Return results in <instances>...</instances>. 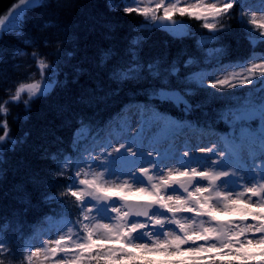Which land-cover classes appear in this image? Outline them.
Listing matches in <instances>:
<instances>
[{
  "label": "snow or ice",
  "instance_id": "obj_1",
  "mask_svg": "<svg viewBox=\"0 0 264 264\" xmlns=\"http://www.w3.org/2000/svg\"><path fill=\"white\" fill-rule=\"evenodd\" d=\"M238 4L241 23L252 26L245 31L253 51L249 57L227 66L217 59L211 71L181 76L176 60L167 67H162L161 59L148 63L141 60L144 38L138 36L130 42L127 67L115 69L109 78L118 85L140 84L141 91L136 94L145 95L147 102L125 105L121 111H132L136 119L125 116L103 138L97 134L88 147H77V160L73 161L68 154H45L56 162L55 175L63 176L66 169L75 168L66 194L79 203L80 216L65 221L62 228L55 229L54 238L35 246L23 258L27 264H264V161L251 167L250 176L247 169L241 173L231 163L241 160L242 151L255 157L258 149L264 155V52L255 50L258 45L264 46V0H260L258 8L241 0H195L183 4L180 0H156L154 5L145 6L138 0H123L122 8L115 0H109L108 7L112 11L122 10L125 15L137 13L150 18V23L174 39L189 34L174 16H188L204 21L203 27L212 30L211 39L218 41V33L227 30L224 26L218 28L220 19ZM37 6L62 5H49L47 0H18L0 18V29L16 35L25 45L33 44L30 36L25 38L23 23L25 13ZM206 44L207 41H200V45ZM209 52L223 53L224 49ZM25 54L19 51V55ZM66 55L71 58L73 53ZM112 55L111 51L102 53V67ZM32 56L46 81L44 86L19 85L8 100L0 101V115H8V105L22 103L23 118L27 120L35 100L47 97L56 86L66 85L67 73H63V81L55 78L59 75V60L46 64L37 53ZM196 63V59L188 58L184 67ZM228 68L239 71L220 75L227 73ZM74 72L76 82L83 70L76 67ZM149 78L159 81V86L150 83L144 87ZM244 86L252 88L241 98L239 90ZM231 89L237 92L232 93ZM119 91L118 87L109 95ZM200 91L207 98L194 104L191 98ZM22 93H27V99L21 100ZM216 100L232 102L219 113V118L232 130L228 135L217 134L211 125L205 130L191 121L178 120L160 109V105L171 104L187 116ZM207 114L205 111L204 115ZM79 123L83 124V118ZM0 129L3 179L7 174L6 153L15 151L24 139L10 135L6 118ZM184 129H195L211 139L192 145L190 138H184L176 148ZM161 138L168 140L169 150L161 152L154 146ZM45 199L62 203L59 197ZM3 256L12 257L13 253L0 238V257ZM153 256L163 259L153 260ZM0 264H4L3 259Z\"/></svg>",
  "mask_w": 264,
  "mask_h": 264
},
{
  "label": "trees",
  "instance_id": "obj_2",
  "mask_svg": "<svg viewBox=\"0 0 264 264\" xmlns=\"http://www.w3.org/2000/svg\"><path fill=\"white\" fill-rule=\"evenodd\" d=\"M115 2L122 3L123 0ZM47 3L62 6H37L25 13V38L30 36L33 44L25 45L16 35L0 31V101L8 100L19 85L33 82V72L40 78L41 72L32 56L34 52L46 64L60 61L59 75L55 77L59 81L64 80L63 73L68 74L66 85L54 87L47 97L32 103L27 120L23 118L25 111L22 103L8 105V115H0V123L6 118L10 135L17 140L22 138L25 125L33 124L35 130L32 140L18 144L15 151H10L14 153L13 157L6 155L7 174L0 179V238L8 243L13 253L12 257H0L4 264H27L23 258L29 254L30 236L41 227H46L51 220L72 216L78 208L76 199L66 194L73 171L68 173L66 169L63 176L55 175L56 162L46 158L45 154L62 157L75 152L76 132L82 125L79 123L81 118L84 124L96 126L119 112L129 100L147 102L145 95L136 94L141 91L140 84L128 82L118 85L109 78L115 69L127 67L130 42L138 36L144 38L139 53L141 60L148 63L161 59L164 61L162 67L176 60L181 68L180 75L194 73L191 67L196 64L184 67L188 58L202 61L207 54L206 48L191 35L174 39L165 31L154 30L142 36L139 26L146 22V18L137 13L125 15L122 10L112 11L108 7L109 0H47ZM240 15L236 5L226 17L228 30L214 43L215 49H224L220 59L225 64L247 58L253 51L246 38L245 28L248 26L241 23ZM194 26L200 31L209 30L201 23ZM20 50L26 54L19 55ZM255 50L264 52V46L258 45ZM108 51L113 55L102 67V53ZM68 52L73 53L71 58L66 55ZM76 67L83 72L73 82ZM44 73L47 75L48 70L45 69ZM150 83L159 86V81L151 78L144 81L143 86L147 87ZM118 87V94L109 95ZM24 99H27V93L21 94V100ZM192 102L203 101L193 99ZM213 105L211 103L187 116L171 104L160 105V109L184 119L206 123L211 117L204 112L211 116ZM211 120L223 128L219 125L222 119L213 117ZM227 129L224 127V130ZM0 132L3 134L2 129ZM40 138V142L35 141ZM7 196L16 199L21 209L19 213H13L4 203L3 199ZM46 196L59 197L62 203L46 200ZM152 259L159 261L163 258Z\"/></svg>",
  "mask_w": 264,
  "mask_h": 264
},
{
  "label": "rangeland",
  "instance_id": "obj_3",
  "mask_svg": "<svg viewBox=\"0 0 264 264\" xmlns=\"http://www.w3.org/2000/svg\"><path fill=\"white\" fill-rule=\"evenodd\" d=\"M138 2L140 3L141 6H145V5H148V4H152V5H154V3L156 2V0H138ZM174 2H175V0H174ZM186 2H195V0H180V3H181V4L186 3ZM253 7L258 8L259 5H256V6H253ZM160 14H162V13H160ZM260 15H261V13H260L259 11H257V16H260ZM221 20H222V18L220 19V21H221ZM246 20H248V17H247ZM220 21H219V23H218V27H221V26H222V23H220ZM145 27H146L147 29L152 30V23H150V18H149V24H147ZM251 27H252V26H251ZM202 40H203V41H207V42L209 41L208 38H202ZM255 62H256V63H260L261 61L256 60ZM233 71L238 72L239 69H238V68H236V69L228 68V72H227V73H223V72H222V73H220V75H226V74L231 73V72H233ZM208 83L210 84V83H211V80H209ZM41 86H43V85H41ZM174 87H175V86H174ZM198 94H201V96L207 98L206 93L203 92V91H200ZM125 114H126L125 116L131 118L132 120H135V119H136V117L133 115L132 111H127V110H126V113H125ZM123 118H125V117H123ZM123 118H122V119H123ZM117 124H118V123H115L114 125H112V128L108 129V131L105 132V134H107L108 132L112 131L113 129H116V128H117ZM101 133H103V132L100 131V132H98V133H95V135H92V137L96 136L97 134H99V136H100ZM81 137L84 139V136L81 135ZM92 137L90 138V140L84 142L85 147H88V146L90 145ZM184 138H190L192 145H196L197 143H199V142H201V141H202L203 143H207V141H208L209 139H211L210 137H204V136H201L200 133H199L198 131L195 132V133H193V132H190V131H186V130H184L183 133L181 134V140H180V142H178V143L175 145L176 148H179V147L181 146V144H182ZM154 146L157 147L161 152H164V151H167V150L170 149V145H169L168 140H167V139H164V138H162V139H161L156 145H154ZM83 148H84V147H83ZM200 155H203V154H200ZM243 155H244V156H243ZM242 156H243V157H241V161L239 162V164H237L235 161H231V158H229V159H230L231 163H233L234 168H235V169H239L241 173H244L245 170L247 169V170H248V171H247V175H248V176L251 175V167H252V166H254L255 164H257V163H259V162H261V161H264V155H261V154H260L259 158H255V157H249L248 152H247V151H243V152H242ZM261 158H262V159H261ZM258 159H260V160H258ZM246 178H247V177H246ZM57 228H58V227H52V228H50L49 230L45 231V232L43 233L42 238H41L40 240L35 241V242L32 243V246H31V247H32V250H34V247H35V246H40L41 243H42V241H47L50 237L54 238V237H53V233H54L55 229H57ZM34 259H35V258H34Z\"/></svg>",
  "mask_w": 264,
  "mask_h": 264
},
{
  "label": "bare ground",
  "instance_id": "obj_4",
  "mask_svg": "<svg viewBox=\"0 0 264 264\" xmlns=\"http://www.w3.org/2000/svg\"><path fill=\"white\" fill-rule=\"evenodd\" d=\"M25 133H28L27 137L25 138L24 137V134ZM0 135L1 132H0ZM44 134H42L41 136L43 137ZM35 136V130H34V125L33 124H27L23 127V130H22V138L21 139H24V141H29V140H32ZM41 137V138H42ZM36 139L35 141L36 142H40L42 139ZM7 156H10V157H13L14 156V153L12 152H7L6 153ZM4 203L7 204V207L10 209V211H12L13 213L17 214L20 212V207L16 201V199H14L13 197H10V196H7L5 198V200L3 199Z\"/></svg>",
  "mask_w": 264,
  "mask_h": 264
},
{
  "label": "water",
  "instance_id": "obj_5",
  "mask_svg": "<svg viewBox=\"0 0 264 264\" xmlns=\"http://www.w3.org/2000/svg\"><path fill=\"white\" fill-rule=\"evenodd\" d=\"M17 3L18 0H0V18H2L5 13L9 12Z\"/></svg>",
  "mask_w": 264,
  "mask_h": 264
}]
</instances>
